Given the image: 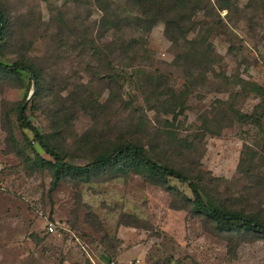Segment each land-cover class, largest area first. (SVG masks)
Returning <instances> with one entry per match:
<instances>
[{"label":"rangeland","instance_id":"374dc122","mask_svg":"<svg viewBox=\"0 0 264 264\" xmlns=\"http://www.w3.org/2000/svg\"><path fill=\"white\" fill-rule=\"evenodd\" d=\"M3 2L13 26L0 40V61L31 58L43 89L28 74L0 75V264H264V240L212 235L210 223L141 175L104 171L53 189L41 167L52 156L18 121L23 104L47 146L74 165L101 153L100 141L123 136L176 167L203 171L217 180L207 184L219 200L264 219V98L235 87L239 78L264 87V0L207 3L195 19L212 32L215 65L206 71L184 56L187 43L167 39L164 22L149 33L115 30L103 26L94 0ZM124 4L117 10H128ZM169 88L188 93L183 107H172ZM222 101L261 126L224 116Z\"/></svg>","mask_w":264,"mask_h":264},{"label":"trees","instance_id":"16d2710c","mask_svg":"<svg viewBox=\"0 0 264 264\" xmlns=\"http://www.w3.org/2000/svg\"><path fill=\"white\" fill-rule=\"evenodd\" d=\"M125 1L128 10H117V2ZM211 0H94L95 7L102 13V23L108 29L120 30L123 27L135 26L143 33H149L159 22L166 25V37L169 41L176 45L187 43L186 50L183 52L187 59L195 61L198 68L205 71L215 65V53L212 49L211 30H204L199 25L197 19L203 11L208 9L207 3ZM212 6V5H211ZM220 10H229L228 6H220ZM127 15V16H126ZM206 16V14H204ZM11 14L3 0H0V40H5L12 31ZM193 34L189 38V34ZM131 44H135L136 40L132 39ZM90 50L98 52L93 44L89 46ZM21 75L28 74L30 78H34L37 84L38 92L43 89L42 72L35 61L26 56L20 58L13 65H8L0 61V75ZM228 79V78H227ZM230 80V79H228ZM241 85L242 90L250 92L264 98V87L254 83L247 82L242 78L238 79L235 87ZM167 93L172 107L185 105L187 92L180 95L176 91L169 88ZM239 93V92H237ZM73 99L80 97L79 94H72ZM229 106V110L224 116L231 112L234 114L238 123L242 124H258L261 126L260 119L254 114H244L240 109H236L234 103L223 102ZM74 107V102L71 104ZM97 107L100 106L95 102ZM171 110L169 114H175L176 111ZM176 117V115H175ZM18 121L20 124L30 129L35 134V140L44 148L53 160H41L43 170L50 171L53 181V189L65 178L76 179L82 183H89L92 177L104 171H115L123 176L130 173L141 175L146 183L165 189L169 193L174 202H179L182 209L189 211L192 215L205 219L211 224L207 227L208 232L216 237H224L229 235H247L251 238L264 240V219L255 213H249L219 200L216 192L209 189L208 182L217 181L214 179H205L206 173L203 171L191 172L183 168L176 167L173 164L163 160L155 149L148 151L146 146L137 142L119 136L118 139L110 144H104L101 153L88 164L74 165L68 163L59 154L53 152L46 144L43 135L32 125L27 117V107L23 104L19 108ZM170 138L177 140V134L171 129L167 130ZM88 142L86 138L82 140ZM188 143L187 140H184ZM155 153V156H153ZM177 181L186 185L191 193V197L181 190L177 185L172 184ZM217 186H215L216 188ZM174 207H178L174 204ZM194 264H198L194 262Z\"/></svg>","mask_w":264,"mask_h":264},{"label":"built area","instance_id":"2783aa9c","mask_svg":"<svg viewBox=\"0 0 264 264\" xmlns=\"http://www.w3.org/2000/svg\"><path fill=\"white\" fill-rule=\"evenodd\" d=\"M49 231H50L51 233H53V232L55 231L54 227L51 226L50 229H49ZM108 264H115V262H114V261H111V262H109Z\"/></svg>","mask_w":264,"mask_h":264}]
</instances>
